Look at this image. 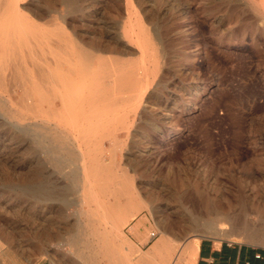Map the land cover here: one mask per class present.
Returning <instances> with one entry per match:
<instances>
[{
	"label": "rangeland",
	"instance_id": "obj_1",
	"mask_svg": "<svg viewBox=\"0 0 264 264\" xmlns=\"http://www.w3.org/2000/svg\"><path fill=\"white\" fill-rule=\"evenodd\" d=\"M11 2L9 27L49 33L61 59L80 64L73 55L80 45L100 62L72 88L94 91L83 114L70 113L76 102L61 105L59 92L32 87L12 108H0V264H130L161 232L173 247L201 238L264 247L260 238L226 234L228 225L190 228L201 199L234 204L243 194L264 203V192L252 194L264 189V0ZM91 43L111 51H93ZM12 89L0 85L2 95ZM49 120L92 143L102 138L107 162L117 142L112 158L122 171L76 179L69 166L57 171L32 140L35 132L16 130ZM122 182L145 207L118 232L112 220L121 206L98 185ZM43 183L54 195L29 193ZM139 220L136 245L129 231ZM246 220L253 225L257 217Z\"/></svg>",
	"mask_w": 264,
	"mask_h": 264
},
{
	"label": "bare ground",
	"instance_id": "obj_2",
	"mask_svg": "<svg viewBox=\"0 0 264 264\" xmlns=\"http://www.w3.org/2000/svg\"><path fill=\"white\" fill-rule=\"evenodd\" d=\"M60 1L65 3L69 2V0ZM14 8H16V5L12 6L11 0H0V85L5 86L6 82L12 83L13 85L11 95L5 96L0 93V108H12L17 101L28 97L32 87L40 90V92H59L58 99L61 105L67 107L68 105L70 106V103L73 104L76 102L78 106L76 108L73 107L70 113L72 115L83 114V101L88 99L87 101L92 105L94 101L91 98V94L94 91L90 90L87 93H76L72 92V88L76 86L75 82L78 83V77H81L85 70L92 68V62L99 61V56L78 45L73 50V55L79 58L82 57L83 61L80 60V64H75L72 61V57L69 58L71 55H68L65 59H61L63 55L60 56L59 51L62 49L60 45L59 48L56 47L57 45L54 46L56 41L48 36L49 33L43 34L34 28L15 29L8 26V14ZM91 46L93 51H111L107 45L99 46L96 43H91ZM63 53L66 52L64 51ZM100 60L104 61L102 59ZM63 63L67 64L66 68H63L65 66V64L63 66ZM99 72L93 75V77L99 75ZM103 91V88L98 89L97 93H102ZM55 105L56 102H51L48 110H54ZM26 106L31 107L32 105L30 103ZM100 106L101 104H97V108ZM90 120L89 123L92 122V119ZM0 127L4 129L5 124H1ZM16 130L18 132L34 131L35 137L32 140L36 141L40 149L47 156L49 162L60 172L66 166H69L67 173L74 179L80 178L78 177L79 174H83L85 178H96L106 172L122 171L115 167L112 158L113 151L119 146L115 141L112 144L110 143L111 146L109 149L107 148L110 158V161L107 162L105 159L106 148L103 145L102 138L93 139L94 142L92 143V139H88L85 136L71 135L68 131L60 128L57 122H51L49 120L35 123L33 128L25 129L17 127ZM35 173L38 175L44 174L41 167L36 168ZM163 180L168 185L169 179L164 178ZM167 185H164L166 189L168 188ZM98 187L102 190L110 189L117 197L114 202L110 203L121 206L119 207V212L112 220L113 227L118 232H122L121 228L126 226L130 220L134 219L145 207L142 200L134 195V193H131V197L127 196L130 193V187L127 183L122 182L119 185L115 183L113 188L109 185L102 184L98 185ZM263 192V188L252 189L254 196L260 195ZM29 193L36 197H50L54 195L53 188L44 183L39 184ZM124 196L128 198L121 201V197ZM250 213L255 214L257 217V222L253 225L248 224L246 220V216ZM227 225L229 228L226 234L247 235L252 238H260L262 239L261 243L264 244V203L255 204L252 199L243 197V194L237 197L234 204H231L229 201L223 204L221 202H211L207 199H201L198 212L190 218V228L192 230L201 226L205 229H213L217 226L222 228ZM139 227H142V221L140 220L134 223L131 229H137ZM131 245L133 246V244ZM179 245L173 247L170 237L161 232L153 244L130 264H192L197 243L195 241H186L185 239ZM182 248L183 252L181 253ZM111 250L106 247L105 251L111 253ZM187 254L189 256L188 258H186Z\"/></svg>",
	"mask_w": 264,
	"mask_h": 264
},
{
	"label": "crops",
	"instance_id": "obj_3",
	"mask_svg": "<svg viewBox=\"0 0 264 264\" xmlns=\"http://www.w3.org/2000/svg\"><path fill=\"white\" fill-rule=\"evenodd\" d=\"M143 232L142 227L130 229V240L139 245ZM256 254H261V257H256ZM192 264H264V247L248 242L201 238Z\"/></svg>",
	"mask_w": 264,
	"mask_h": 264
},
{
	"label": "built area",
	"instance_id": "obj_4",
	"mask_svg": "<svg viewBox=\"0 0 264 264\" xmlns=\"http://www.w3.org/2000/svg\"><path fill=\"white\" fill-rule=\"evenodd\" d=\"M151 236H155V233H151ZM256 257H261V254H256Z\"/></svg>",
	"mask_w": 264,
	"mask_h": 264
}]
</instances>
